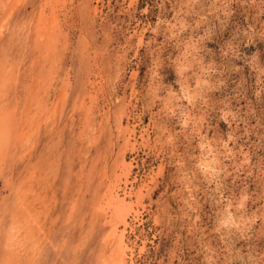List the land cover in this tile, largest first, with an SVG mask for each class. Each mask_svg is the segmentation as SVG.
Returning <instances> with one entry per match:
<instances>
[{"label":"rangeland","instance_id":"374dc122","mask_svg":"<svg viewBox=\"0 0 264 264\" xmlns=\"http://www.w3.org/2000/svg\"><path fill=\"white\" fill-rule=\"evenodd\" d=\"M43 4L0 29V264H129L103 207L124 158L133 264H264V0H66L40 38Z\"/></svg>","mask_w":264,"mask_h":264},{"label":"bare ground","instance_id":"6f19581e","mask_svg":"<svg viewBox=\"0 0 264 264\" xmlns=\"http://www.w3.org/2000/svg\"><path fill=\"white\" fill-rule=\"evenodd\" d=\"M65 2H66V0H44V4H43L44 8L42 9L40 16H39V20H38V30L40 29V33H41L40 38L43 37V33H45V35L48 36L50 34V30L53 28L55 29L59 25V19H60L59 13H60V11H58V7H60L62 5L64 6ZM94 2H97V1H94ZM19 3H20V0H7V7L5 9L6 12L3 13L4 17L1 21L0 29H2L3 22H5L6 18L10 14V12H13L16 9L17 5H19ZM94 9L96 11L97 7ZM55 30H57V29H55ZM51 39H52V37H51ZM137 40H138L139 44L142 42L141 41L142 39L140 36ZM65 88H66V82H64L62 85L61 93H62V91H64ZM63 95H64V93H63ZM63 95H62V97H63ZM62 97H59L57 99V101L55 102V104H56L55 108L60 107V105L62 103ZM89 103H90V101H89ZM45 105L46 104H43V106H45ZM52 107H53V105H52ZM125 129H126V133L124 135V142H125L124 146L127 150L129 149V152H130V151L134 150V148L137 146L138 142H142V141L144 142L145 136L147 134H146V131L144 129L139 130L137 125H131ZM27 134H30V133L27 132ZM27 134L25 135V137L28 136ZM22 139L24 140V137ZM146 140H148V139H146ZM7 146L8 145L5 143V139L1 138L0 139V169H1V166L3 164L5 153H7L6 152ZM125 159L126 158H124L122 160L121 165L119 164L120 165V167H118L119 171L117 170L118 173L116 174L114 181L111 183V185L109 187V190H108V193L106 195L103 207L107 212H109L110 218H111L113 225H114L113 234H112V237L110 238V241H109V246L115 245L117 250H118V253L123 258L125 257V258L130 259L131 261L129 262V264H133L132 263L133 247H131V245L126 241V233H127V230L129 228H132L129 221H137L139 216H140L139 207L141 205V200L143 198L142 197L143 192H144L143 190L146 187L145 184L147 182H146V180H140L139 181V180L135 179V180H133V182H131L129 180L132 165L129 162H127ZM152 174L150 173L149 176H151ZM151 178H152V176H151ZM149 179H150V177H149ZM142 252H143V247L140 248V253H142Z\"/></svg>","mask_w":264,"mask_h":264}]
</instances>
